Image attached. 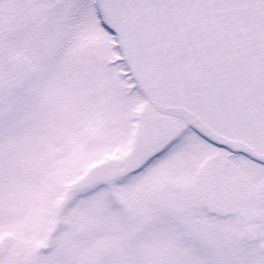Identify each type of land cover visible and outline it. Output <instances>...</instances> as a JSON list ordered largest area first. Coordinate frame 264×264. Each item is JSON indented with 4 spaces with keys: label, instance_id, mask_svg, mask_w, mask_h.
Instances as JSON below:
<instances>
[{
    "label": "snow or ice",
    "instance_id": "snow-or-ice-1",
    "mask_svg": "<svg viewBox=\"0 0 264 264\" xmlns=\"http://www.w3.org/2000/svg\"><path fill=\"white\" fill-rule=\"evenodd\" d=\"M0 264H264V0H0Z\"/></svg>",
    "mask_w": 264,
    "mask_h": 264
}]
</instances>
